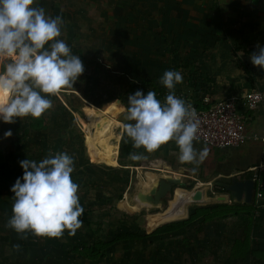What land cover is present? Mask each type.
<instances>
[{
    "label": "rangeland",
    "instance_id": "obj_1",
    "mask_svg": "<svg viewBox=\"0 0 264 264\" xmlns=\"http://www.w3.org/2000/svg\"><path fill=\"white\" fill-rule=\"evenodd\" d=\"M222 2L35 0L34 6L43 7L47 15L62 17L59 39L79 56L84 72L73 88L49 97L52 108L41 116L45 130L24 134L31 117L16 118L13 124L0 121V264H262L253 258L240 259L237 252L245 241L253 248L262 247L261 199L254 206H243L213 185L202 187L207 197L195 202L191 197L196 188L190 182L187 187L175 184L160 201L150 202L142 197L160 179L177 182L183 177L163 171L167 163L160 154L162 146L144 153L147 158L140 161L121 152L128 96L145 89L143 94L154 91L157 99L164 100L167 89L159 80L165 71L182 74L175 95L185 93L191 100L215 85L226 90L231 83L244 91L239 60L250 63L264 82V70L241 51L243 47L259 51L257 44L264 47V25H246V21L253 23L248 17L245 22L237 20L236 26L227 25L233 16L229 7H222L224 12L213 7ZM256 15L264 19L263 7ZM235 46L239 50L232 54ZM191 80L197 83L193 87ZM9 130L12 135L5 137ZM126 144L132 147L131 141ZM137 151L144 150L132 147L130 153ZM58 152L74 156L71 177L79 185V202L89 225L79 217L82 225L75 235L65 231L59 239L31 234L20 239L5 227L12 215L10 188L23 176L19 162H39ZM120 158L127 165L119 164ZM224 194L225 200L217 198ZM224 203L230 206L213 209L219 215L207 222L197 219L174 232L152 235L163 224L187 219L195 208ZM129 230H139L142 238H117ZM98 238L115 239L100 260L86 261L74 252L83 242ZM15 244L20 245L19 251L13 249Z\"/></svg>",
    "mask_w": 264,
    "mask_h": 264
},
{
    "label": "clouds",
    "instance_id": "obj_2",
    "mask_svg": "<svg viewBox=\"0 0 264 264\" xmlns=\"http://www.w3.org/2000/svg\"><path fill=\"white\" fill-rule=\"evenodd\" d=\"M35 0H0V121L7 124L16 118L39 119L52 108V100L64 88H73L84 66L78 55L71 53L62 35L61 16L46 14ZM250 56L254 66L264 70V47ZM183 82L179 71L163 73L159 83L167 89L164 101L154 91L143 94L137 90L127 98V115L122 139L131 141L129 159H146L169 141L179 150L178 162L192 164V171L208 156V148L197 149L199 120L196 110L175 95V87ZM5 137L11 136L9 130ZM23 176L10 188L13 193L12 215L5 227L18 238L29 234L38 238H61L65 231L75 235L82 225L79 217L84 209L74 183V156L58 152L54 156L19 162ZM20 250V245H13Z\"/></svg>",
    "mask_w": 264,
    "mask_h": 264
},
{
    "label": "crops",
    "instance_id": "obj_3",
    "mask_svg": "<svg viewBox=\"0 0 264 264\" xmlns=\"http://www.w3.org/2000/svg\"><path fill=\"white\" fill-rule=\"evenodd\" d=\"M262 1L264 0H224L222 4L218 3L213 7H217V9L220 10V12H224V9L222 7H229V9L232 11L233 16L232 19L228 20L229 24L227 25L236 26L237 24L235 23L237 22V20L239 21V19L241 18L245 22L246 21L245 19L248 17L251 18V20H253V23L250 24V22L248 23L246 21L247 23L246 25L259 24L260 26H262L264 25V19H262V16L256 15L257 12L260 11L262 12V7L264 10V2L262 4ZM244 10L247 12H243ZM261 20H262V24L259 22ZM260 33L262 35V32ZM231 34L233 36L234 32H232ZM237 70L240 71V69L238 68ZM209 79L212 80L213 78L209 77ZM256 79L258 81L257 86L262 85L264 83V82L262 83V81L259 80L257 74H256ZM245 82H246L245 85L242 84V89L244 88L243 89L244 91L242 92H239L241 91V89L238 88L237 85L231 86V83L227 84L226 90L224 88L219 89L215 85L212 86L209 91L207 90L203 91L204 93H202L198 99L204 97L205 95H208L212 100L224 99L233 95H242L251 89V86L248 84V82L247 81ZM240 110L245 119L246 132L249 134L255 133L259 135L261 137L260 140L254 141L252 139H249L238 146L226 147L222 149L217 147H212L201 141H195L194 147H196L198 150L203 147H207L209 150L208 156L199 165L198 170L195 172L192 171V168L194 167L192 164H180L178 162L177 158H178L179 150L174 142L169 141L167 144H164L161 147L162 151L160 154L163 156V159L167 163L165 165V167L167 168H165L163 171L180 177L182 176L183 178L182 181H177V182L173 179H168V178H162V179L166 181H170L171 187H173V185L175 184L183 187H187L188 185H190V182H192L196 189L202 187L211 188V186L213 185H217L224 189V187L221 184L230 183L231 177L234 176L239 180H243L246 178H252V175L254 173H259L260 179L264 182V141H263L264 105H258L257 108L254 109L253 111H247L244 106H241ZM247 122H249L248 123L249 125L246 124ZM184 178L186 179L184 180ZM204 192L205 190L203 191L204 197H207V194ZM225 194H228V197H230L229 192H226ZM225 194L224 197H226ZM262 195L264 196V192H262ZM263 196L261 198L262 209H264ZM229 199H231V197ZM241 202L242 204L244 203L243 201ZM262 247H264L263 239H262Z\"/></svg>",
    "mask_w": 264,
    "mask_h": 264
},
{
    "label": "built area",
    "instance_id": "obj_4",
    "mask_svg": "<svg viewBox=\"0 0 264 264\" xmlns=\"http://www.w3.org/2000/svg\"><path fill=\"white\" fill-rule=\"evenodd\" d=\"M181 96H183L182 93L177 97ZM199 100L200 106H196L192 100L187 101L197 112L199 120L197 141L222 149L238 146L249 139L254 141L261 139L255 133L246 132L245 119L240 107L244 106L247 111H253L258 105H264V83L242 95H233L219 100H212L205 95ZM252 179L254 185L256 183L252 200L257 202L262 198L264 182L261 181L258 173H254Z\"/></svg>",
    "mask_w": 264,
    "mask_h": 264
},
{
    "label": "trees",
    "instance_id": "obj_5",
    "mask_svg": "<svg viewBox=\"0 0 264 264\" xmlns=\"http://www.w3.org/2000/svg\"><path fill=\"white\" fill-rule=\"evenodd\" d=\"M214 8L217 9V7H214ZM238 50H239V47L235 46L231 49V53L235 54L237 53ZM241 51L246 56H251L253 53H258V51L254 47H243ZM77 52H81V49L78 48ZM183 66L185 67V64ZM237 66H238V69H240V71L244 75L245 80L251 86V89L256 88L258 81L256 79V73L252 65L250 63H247L246 61L239 60V63L237 64ZM199 83L200 82H198V85ZM190 84L193 87L195 86L194 84H197V83L192 81ZM142 92L146 93V90L143 89ZM182 94L183 96H181L180 98H183L186 102L191 101V99H188L190 95L188 96L185 93H182ZM160 101L163 102L164 100L162 99ZM192 101L196 106H200L199 99L192 100ZM45 127H46L45 119L43 117H40L39 119L33 120L29 125L26 126V128H24V134L30 132V130L34 132H41L42 130H45ZM131 148H132L131 145L125 143L121 148L122 154H124L126 157H129ZM0 156H1V151H0ZM118 162L122 166L127 165L121 160V158L118 159ZM128 165H132V163ZM255 188H256V183H255ZM262 192H264V190H262ZM253 203H254V200L250 204L243 203V206H254ZM228 206L230 205L224 203V204H216L215 206L213 205V206L195 208V210L190 213L187 219L163 224L159 226L158 228H156L154 232L152 233V235L154 236V235H159L161 233L174 232L182 227L187 226L189 223L197 219L203 222H207L219 215L216 212H213L212 211L213 209L215 208L222 209ZM86 215L87 213L83 211L80 218L81 220L85 222V225L88 226L89 222L85 218ZM122 237L123 238L125 237L126 239H130V240L141 239L142 234L139 233V230H135V231L129 230L128 232L118 233L117 238H122ZM114 242H115V239H111L108 241L105 239L98 238L92 242H86V243L83 242L80 247L75 249L74 252L86 261H97L104 257L107 251V248L111 246ZM245 242L246 243H243V246H241V248L239 249L237 248V252L239 251L238 255H240L239 258L248 259V260L253 258V259L261 261L262 264H264V247L253 248L248 244V241H245Z\"/></svg>",
    "mask_w": 264,
    "mask_h": 264
},
{
    "label": "water",
    "instance_id": "obj_6",
    "mask_svg": "<svg viewBox=\"0 0 264 264\" xmlns=\"http://www.w3.org/2000/svg\"><path fill=\"white\" fill-rule=\"evenodd\" d=\"M224 189L229 192L232 200L236 202L243 201L250 204L253 199L254 180L252 178H246L239 180L236 177H231L230 183L221 184ZM171 188V182L166 180H159L156 187L151 188L149 193L146 194V199L150 202L156 203L163 198ZM203 198V189L197 188L193 191L192 201L198 202ZM219 200H225L224 195L217 197Z\"/></svg>",
    "mask_w": 264,
    "mask_h": 264
},
{
    "label": "bare ground",
    "instance_id": "obj_7",
    "mask_svg": "<svg viewBox=\"0 0 264 264\" xmlns=\"http://www.w3.org/2000/svg\"><path fill=\"white\" fill-rule=\"evenodd\" d=\"M146 194H147V193H146ZM144 195H145V193H144ZM145 197H146V196H143L142 199H146Z\"/></svg>",
    "mask_w": 264,
    "mask_h": 264
},
{
    "label": "flooded vegetation",
    "instance_id": "obj_8",
    "mask_svg": "<svg viewBox=\"0 0 264 264\" xmlns=\"http://www.w3.org/2000/svg\"><path fill=\"white\" fill-rule=\"evenodd\" d=\"M170 190H171V188H170ZM170 190H169V191H170ZM169 191H168V192H169Z\"/></svg>",
    "mask_w": 264,
    "mask_h": 264
}]
</instances>
